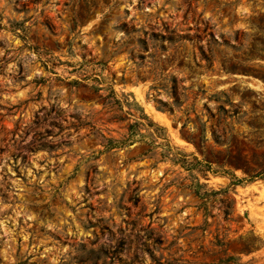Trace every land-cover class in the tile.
<instances>
[{
  "label": "rangeland",
  "instance_id": "obj_1",
  "mask_svg": "<svg viewBox=\"0 0 264 264\" xmlns=\"http://www.w3.org/2000/svg\"><path fill=\"white\" fill-rule=\"evenodd\" d=\"M0 264H264V0H0Z\"/></svg>",
  "mask_w": 264,
  "mask_h": 264
}]
</instances>
